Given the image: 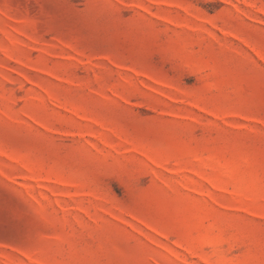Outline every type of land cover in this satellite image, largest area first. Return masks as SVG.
Segmentation results:
<instances>
[{"label": "rangeland", "instance_id": "rangeland-1", "mask_svg": "<svg viewBox=\"0 0 264 264\" xmlns=\"http://www.w3.org/2000/svg\"><path fill=\"white\" fill-rule=\"evenodd\" d=\"M0 264H264V0H0Z\"/></svg>", "mask_w": 264, "mask_h": 264}]
</instances>
